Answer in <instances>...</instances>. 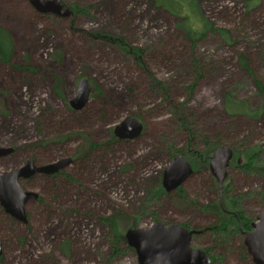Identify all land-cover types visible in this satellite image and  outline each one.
Wrapping results in <instances>:
<instances>
[{"label":"rangeland","instance_id":"obj_1","mask_svg":"<svg viewBox=\"0 0 264 264\" xmlns=\"http://www.w3.org/2000/svg\"><path fill=\"white\" fill-rule=\"evenodd\" d=\"M62 3L81 12L63 18L37 12L27 0H0V28L13 42L11 64L0 63V148L13 149L0 159V173L28 160L43 165L74 155L76 161L65 170L71 179L19 182L42 195L39 203L27 204L26 225L14 223L0 206V264H138L134 250L124 240L117 242L105 221L118 213L116 225L123 235L156 222L186 226L198 232L191 247L207 250L214 264H253L235 225L225 234L206 229L220 221L202 210L220 199L208 165L176 191L160 192L171 145L191 162L189 137L171 113L172 105L158 88L151 90L133 58L100 36L121 38L144 51L146 66L168 86L171 102L185 106L197 142L206 137V143L217 141L235 151L222 185L226 210L254 222L264 208L263 179L236 165L250 150L260 149L264 161V114L257 120L230 117L222 94L231 91L251 111L263 104L238 56L246 57L264 86V0ZM194 3L204 21L229 31L232 43L213 34L194 45L184 38L176 25L183 21L179 16L187 24L196 22ZM80 78L90 80L92 93L86 106L74 111L69 101ZM127 116L142 121V135L111 140L115 125ZM86 138L98 147L88 150ZM84 166L82 177L73 175Z\"/></svg>","mask_w":264,"mask_h":264},{"label":"water","instance_id":"obj_2","mask_svg":"<svg viewBox=\"0 0 264 264\" xmlns=\"http://www.w3.org/2000/svg\"><path fill=\"white\" fill-rule=\"evenodd\" d=\"M39 13L52 14L68 18L73 15L62 0H27ZM92 86L87 78H80L76 83L75 96L69 101L74 111L82 110L89 102ZM143 123L134 116H127L113 129V136L119 141H132L139 138L143 132ZM12 148H0V159L8 157ZM233 151L229 147L220 146L214 150L208 170L214 177L221 192L227 178V169L233 159ZM72 163L71 158L35 166L28 160L22 166L0 173V206L4 212L18 223L27 224L26 206L35 202L38 194L24 190L21 180H28L36 174L51 176ZM240 163V160H238ZM194 174L190 163L184 156L172 158L163 171L161 186L170 194L181 187ZM251 230L244 233L243 245L253 264H264V208L251 223ZM196 231L187 230L183 226L154 223L146 229H128L123 238L126 244L134 250L138 264H212L210 257L203 251L191 247V239ZM2 245L0 241V256Z\"/></svg>","mask_w":264,"mask_h":264},{"label":"trees","instance_id":"obj_3","mask_svg":"<svg viewBox=\"0 0 264 264\" xmlns=\"http://www.w3.org/2000/svg\"><path fill=\"white\" fill-rule=\"evenodd\" d=\"M193 6L196 8V13L198 16L196 22L187 24L188 22L187 23L185 22L186 17L179 16L181 20L183 21L177 23L176 25L177 30L180 31L184 35V38H186L189 42H191L192 45H194L198 40H201L202 38L206 37L208 34H213V35L220 37L225 44L232 43L231 34L229 33V31L214 28L212 23H209L202 19V15H201V12L198 10V6L195 3L193 4ZM251 7L252 6H250V8ZM69 8L72 11L73 16L81 12L80 9L77 7L70 6ZM100 37L103 39L108 38V40L114 41L115 43H117L120 49L126 55L133 58V60L136 62L138 68L143 72L144 76L149 81L151 90L158 88L162 92L165 100H167V102H169V104L172 105L173 109L171 113L175 116L180 127L186 132L187 136L189 137L188 142H187V149H188L187 152L189 155H191L190 157L191 162L189 163L194 173L199 171L201 168L207 169L208 162L214 150L222 146V144L217 143V141H211L209 143H206V139H205L206 137L203 138V140H201L203 143L197 142L195 130H193L192 125L190 121L188 120L185 106L176 105L175 102H171L169 94H168V86L162 83L161 81H159L154 76V74L149 70L148 66H146L145 61L143 59L144 51L142 49L138 47H132L129 44H127L124 40H122L121 38H118L115 36H112L113 37L112 38L109 36L106 37V36L101 35ZM12 55H13L12 39L5 30L0 28V63L5 64V65H10L11 60H12ZM238 63H239L241 70L244 73H246V75L251 79L254 87L256 88L258 95L261 97V99H263V104L261 105L260 108L251 111L249 110V106L247 105L245 101L236 99V97H234L231 91L223 90V94H222L223 108H224L225 113L230 117H243V118L250 119V120H257L264 114V86L262 82L254 74L253 70L250 67L249 61L246 59L244 55L241 54L238 56ZM195 68L197 72H200V67L198 65H196ZM198 76H199V73H198ZM87 138H86V143L88 145V150H91V149L93 150L94 148L98 147V145H95L94 143L90 142V140ZM111 140L113 141L115 140L113 135H111ZM200 144L201 145L205 144L206 146L203 152L193 149V148H197ZM175 151L176 150H174V146L171 145L170 149L168 150V155L171 159L178 156L175 154ZM232 151L233 153H235L233 149ZM259 151L260 149L257 151L255 150L253 152L252 150L247 151L248 153L246 154V157L243 159V162L237 164L236 167L245 173H248V174L251 173V174H255L261 177L264 183V161L260 162V157H258V154H260ZM177 152H181V150ZM238 155L240 154L238 153ZM68 178L71 179V177H68ZM215 184H216L215 187H217V191H219L218 194H219L220 199L218 202L210 203L209 205L202 207V210L212 213L216 217L220 218V221L215 226L211 228H206V229L211 230L216 234H225L229 229V225L231 226L235 225L234 226L236 227L235 230L240 231L241 233H243V235L245 232H249L251 230L250 226L252 222L248 219H243L237 212L232 213V214L227 213L226 205H225V201L227 202V199L224 195L226 190L222 188L220 192L216 181H215ZM178 191L181 194L184 193L182 189H179ZM160 192L162 193L164 192L162 188ZM262 201L264 203V194L262 196ZM234 203H232L231 201V204L233 206H234ZM226 216L231 218L230 221H232V223L229 220L225 219ZM119 217H121V215L118 213L117 215H113V216L106 218L105 221L108 223V225H111L110 227L114 230L116 241L119 243H122V242L124 243L123 241L124 238H123V233L121 231V227L120 225L117 226L121 222V221L119 222V220H121V218ZM128 227L129 228L135 227V225H130V226L128 225ZM183 227L188 230L186 226H183ZM204 252L207 255H209L207 250ZM244 255L246 257L245 253ZM210 259H211V263L214 264L215 258H210Z\"/></svg>","mask_w":264,"mask_h":264},{"label":"flooded vegetation","instance_id":"obj_4","mask_svg":"<svg viewBox=\"0 0 264 264\" xmlns=\"http://www.w3.org/2000/svg\"><path fill=\"white\" fill-rule=\"evenodd\" d=\"M91 83V82H90ZM91 86H92V84H91ZM143 126H144V124H143ZM143 130H144V128H143ZM143 133V132H142ZM112 135H113V133H112ZM142 135V134H141ZM114 137V136H113ZM114 141H119V140H117L115 137H114ZM66 158H71L72 159V163L69 165V166H67V167H65L64 169H62V170H60L58 173H56V174H53V175H51V176H47V175H42V174H36V175H34L32 178H43V179H55V178H58V177H61V175L63 176V177H66V180H68L69 178V176L70 175H66V172H65V170L68 168V167H70V166H72L73 164H75L76 163V161H75V159H74V155L73 156H71V157H66ZM61 159H63V158H60V159H57V160H54V161H52V162H55V161H58V160H61ZM52 162H49V163H52ZM35 163V166H43V165H46V164H43V165H38L36 162H34ZM49 163H47V164H49ZM87 171V168L84 166V167H81V168H79L78 170H76L74 173H73V175L74 176H76V177H78L79 175L82 177V175H83V172H84V174H85V172ZM213 177V176H212ZM32 178H30V179H32ZM30 179H28V180H30ZM213 179H214V177H213ZM215 180V179H214ZM22 181H26V180H22ZM180 188V187H179ZM33 192V191H32ZM34 193H36V192H34ZM38 194V199L35 201V202H32V203H39V201H41L42 200V195H41V193H37ZM4 211V210H3ZM5 213V212H4ZM6 214V213H5ZM7 215V214H6ZM26 215H27V212H26ZM9 217V216H8ZM12 221H14V223H16L17 221L16 220H14L13 218H11V217H9ZM28 222V221H27ZM0 241H1V239H0ZM1 245H2V255H3V244H2V241H1ZM2 255L0 256V260L2 259Z\"/></svg>","mask_w":264,"mask_h":264}]
</instances>
